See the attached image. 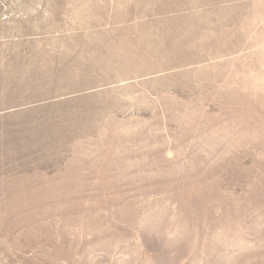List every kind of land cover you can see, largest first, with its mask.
Masks as SVG:
<instances>
[{"label": "rangeland", "instance_id": "rangeland-1", "mask_svg": "<svg viewBox=\"0 0 264 264\" xmlns=\"http://www.w3.org/2000/svg\"><path fill=\"white\" fill-rule=\"evenodd\" d=\"M0 264H264V0H0Z\"/></svg>", "mask_w": 264, "mask_h": 264}]
</instances>
